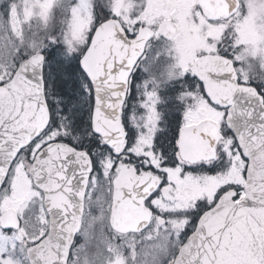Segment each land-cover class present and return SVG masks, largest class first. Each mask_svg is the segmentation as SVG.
Segmentation results:
<instances>
[{"label":"snow or ice","instance_id":"6c2138e0","mask_svg":"<svg viewBox=\"0 0 264 264\" xmlns=\"http://www.w3.org/2000/svg\"><path fill=\"white\" fill-rule=\"evenodd\" d=\"M0 264H264V0H0Z\"/></svg>","mask_w":264,"mask_h":264}]
</instances>
